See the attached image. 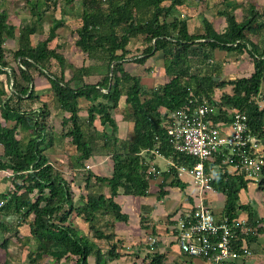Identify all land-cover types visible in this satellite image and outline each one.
<instances>
[{
  "label": "trees",
  "instance_id": "trees-1",
  "mask_svg": "<svg viewBox=\"0 0 264 264\" xmlns=\"http://www.w3.org/2000/svg\"><path fill=\"white\" fill-rule=\"evenodd\" d=\"M185 1L82 0L76 47L87 54L90 60L102 64L107 74L97 83L84 84L78 88H73L72 82L83 81L85 77L91 76L95 66L81 67L70 81L47 74L52 60L64 65V56L50 49L49 41L32 45L31 36L37 32L34 26H24L20 31L19 48L15 52L18 72L10 68L5 59L4 46L6 39L16 37L17 28L10 23L7 11L0 12V76L5 74L9 81H13L10 93L0 86V117L5 122V125L0 122V145L3 148L0 172L10 175L13 187L0 193V202H3L0 207V229L4 233H12L11 218H15L20 226L33 216L31 228L35 231L37 247L29 252L26 264H41L44 258L56 263L65 259L74 264H90L92 256L96 264H108L102 249L69 224L73 213L83 218L95 237L110 244L108 255L111 260L120 258L118 244L122 241L117 240L115 233L107 234L99 230L96 227L97 216L109 213L117 222H130V216L123 212L116 198L121 195L149 196L156 172L150 170L148 159L154 161L156 156L171 162L170 169L162 174L158 200L168 195V187L185 191L188 184L179 176L178 167L193 166L196 160L173 149L165 119L169 112L182 108L190 99L199 103L207 100L219 108L225 106L245 112L252 132L264 139V108L256 100L264 86V42L257 44L248 34L251 24L262 17L264 9L260 13L257 6H250L242 21L235 15L236 8L219 11V16L225 18L227 23L223 31L216 30L204 20L206 33L195 34L190 30V19L179 14ZM67 2L70 4L73 0ZM57 5L58 0H36L31 6V14L42 19ZM260 29H264V23L260 24ZM55 30H51L52 37ZM139 37H143L144 49L137 56L129 45ZM197 44L206 50V60H211L216 50L247 53L252 60L253 72L247 77L221 82V87L230 85L232 92L222 95L220 102H215L213 96L218 85L216 76L193 72L190 52ZM158 53L163 55L169 80L145 90L141 78L128 72L125 65L128 61L145 65ZM32 70L48 78L58 107L69 114L63 119V125L69 127L66 136L71 138L80 153L74 167H85L84 163L95 155L92 139L88 138L84 123L96 131L97 120L102 126L109 125L112 128L111 133H101L103 147L113 161L111 176H96L90 172L86 178V187L94 179L98 184H108V196L90 192L83 204L75 205L70 183L48 161L43 149L48 132L47 104L37 110L22 106L26 101H38ZM123 97L130 108L126 120L133 124V136L129 140L118 137V123L112 115ZM80 99H86L89 103L86 122L81 117ZM213 171L215 179L212 185L217 192L225 195L223 215L234 220L239 218L242 211L247 213L248 233L239 232V236L254 251L253 246L258 245L259 238L264 235V218H259L251 205L241 203V191L247 189L250 183L241 176ZM259 185L264 188V179ZM146 223L147 218L141 216L139 224L142 230L149 228ZM8 243L9 240L5 239L0 248L8 251ZM241 246L242 242L239 241L236 245L239 256L243 255ZM167 260V253L154 251L148 253L141 264H167ZM3 264L12 263L7 259Z\"/></svg>",
  "mask_w": 264,
  "mask_h": 264
},
{
  "label": "rangeland",
  "instance_id": "rangeland-1",
  "mask_svg": "<svg viewBox=\"0 0 264 264\" xmlns=\"http://www.w3.org/2000/svg\"><path fill=\"white\" fill-rule=\"evenodd\" d=\"M35 2L36 0H0V12L3 10L7 11L9 13L10 23L17 28L16 37L14 39H6L4 46L5 59L8 62L9 67L18 72L19 65L18 60L15 57V52L19 48L20 31L24 26L28 25L34 26L37 31L36 34L31 36L32 45L35 46L39 42L49 41V48L56 50L59 54L64 56V65L61 66L58 61L52 60L48 65L47 74L57 76L59 79H64L65 81H70L73 76L78 74V70L81 67L95 66L91 76L85 77L83 81H73L71 86L73 88H78L84 84H94L100 81L103 76L107 74V69L101 67L102 64L99 62L90 60L87 54L83 53L76 47V41L78 39L77 29L81 26L80 17L83 10L82 0H73L70 4H68L67 0H58L57 7H52L42 19L31 14V6ZM252 5L257 6L259 12L263 13L264 0H186L185 4L180 7L179 14L190 19L189 24L192 33L205 34L206 29L204 20L210 22L216 30L223 31L227 26V23L225 18L219 16V11L236 8L235 15L240 21H242L245 19V15ZM262 23H264V13L262 17L258 18L256 22L251 24L248 33L250 39L257 44L264 42V29H260V24ZM54 28L56 29L55 35L52 37L51 30ZM129 48L133 51V54L138 56L144 49L143 37H139L137 40L133 39ZM205 52L206 50L201 48L198 44L192 48L190 59L193 72L201 75L214 74L216 76L218 85H216L213 98L215 102H220L222 95L232 92V87L230 85L221 87L220 83L249 76L253 72L252 60L247 53H228L219 50H216L213 53L211 60H206L204 57ZM125 68L132 75L141 78V83L145 90L162 85L169 80L164 69L162 53L156 54L149 59L145 65H139L133 61H128ZM8 72L10 73V70H8ZM31 74L34 77L33 87L35 95L38 96V101H26L22 106L25 109L37 110L41 109L43 104H47L49 117H47L48 132L46 142L45 145H43L44 153L47 156L48 161L54 166L55 171L70 183L75 205L83 204L90 192L109 194V185L98 184L94 179L91 185L86 187V178L90 172L96 176H111L113 161L111 155H109L108 151L103 147L101 133H111L112 128L109 125L102 126L99 120H97L95 125L98 131H96L88 128L87 124L84 123L87 136L89 139H92L95 155L91 160L84 163L85 167H74V163H78L80 153L72 144L71 138L66 136L69 127L63 125V119L69 116V114L65 113L58 107L48 78L36 70H32ZM12 82V80H8L7 75L4 74L0 76V86H4L7 93H10L12 90ZM256 100L263 108L264 86L261 94L256 97ZM80 106L82 109V120L86 122L88 118L87 109L89 103L86 99H80ZM216 106L218 107L217 104ZM129 112L130 108L126 104L125 97L121 99L119 107L112 111V115L116 119L119 127L118 137L122 140H129L133 136V124L126 120V116ZM0 122L5 125V122L1 117ZM9 126L11 127L13 124H9ZM0 154H3V148L1 145ZM148 162L151 165V171L156 172L158 169L161 172L160 174H157L156 179L151 181V187L149 190L150 195L148 198H150L149 202H153L156 200V190L158 185H160L163 180L162 174L170 169L171 162L162 156H157V160L155 161V165L158 167L152 164L153 160L148 159ZM9 176L10 175L6 172H0V193L7 192L13 188L12 180ZM182 178L186 181L185 183H187V181L191 183L193 182L191 178ZM189 185L188 191L190 192L191 184ZM259 186V184L257 186L250 184L247 189L241 191L240 200L242 201V204L251 205L256 210L259 218H264V188L262 189ZM167 189H173L172 191H174L178 188L168 187ZM178 191L180 192L181 190ZM206 197L209 196L207 195ZM167 205L168 203L166 206ZM216 205L217 204H212L214 209L219 211L220 208ZM179 210L180 208L177 211L175 210L176 212L174 211L173 214L177 215ZM144 215L146 214L144 213ZM1 219L2 217L0 216V220ZM10 221L12 233H4L0 229V242L3 243L5 239L9 240L8 251L0 248V264H3L7 259H9L12 264H26L29 252L37 247L36 238L34 236L35 231L31 228L33 216H30L28 220L21 223L20 226H18V221H16L15 218H11ZM115 223L116 221L109 213L99 214L96 219V227L99 230L105 231L107 234L114 232L116 229ZM69 224L79 230L82 235L88 236L90 240L95 242L102 249L106 254L108 264H141L143 260L147 258L148 253L157 251L159 243L162 242L161 239L158 238L156 232L153 235L152 233H147V237H145L144 234L143 239L142 235L139 236L140 238L137 237V229L136 231L133 230L131 232L129 227L127 228L123 224H119L117 227L119 232L117 234V240L120 239L122 241L121 244H118L120 258L111 260L108 255L110 244L105 240H100L95 237V234L90 231L89 225L82 217H78L76 213H73ZM120 225L122 227H120ZM174 232V228L170 230V237H174L175 240V235H173ZM261 240V242L264 243V238ZM156 244L157 247H155ZM169 244L175 245L176 243L174 241ZM151 248L153 250H151ZM253 248L254 251H252V254L255 256L254 264H264V252H262L261 249L263 248L264 251V245L259 243L258 246H253ZM257 249L260 254L257 253ZM89 262L90 264H96L95 257H90ZM192 263L193 262L191 261L189 264ZM242 263L243 262H240L239 264ZM41 264H74V262L63 259L60 263H56L52 259L44 258L41 261ZM167 264L171 263L168 262ZM175 264L187 263L184 261H175ZM246 264L250 263L246 261Z\"/></svg>",
  "mask_w": 264,
  "mask_h": 264
},
{
  "label": "built area",
  "instance_id": "built-area-1",
  "mask_svg": "<svg viewBox=\"0 0 264 264\" xmlns=\"http://www.w3.org/2000/svg\"><path fill=\"white\" fill-rule=\"evenodd\" d=\"M165 121L173 149L196 160L193 166L178 167L181 178L193 180L200 198L195 207L179 211L174 218L173 235L180 252L207 264H227L239 256L236 245L241 241L243 255H251L247 242L239 236V232L248 233L247 215L230 220L205 201L207 195L217 193L212 185L213 170L241 176L256 186L261 183L264 139L252 132L245 112L219 108L207 100L199 103L190 99L182 108L169 112ZM160 173L156 171V176Z\"/></svg>",
  "mask_w": 264,
  "mask_h": 264
},
{
  "label": "crops",
  "instance_id": "crops-1",
  "mask_svg": "<svg viewBox=\"0 0 264 264\" xmlns=\"http://www.w3.org/2000/svg\"><path fill=\"white\" fill-rule=\"evenodd\" d=\"M156 160H157V156L154 159L152 164L155 165ZM155 166H157V165H155ZM184 182H186V181H184ZM187 184H188V186H190L189 184H191L190 192L188 191V186L186 187L184 192H181V191L179 192L178 191V190H180L179 188L175 189L174 191H172L173 189H171V190L166 189L168 192V195H166L161 200H158V192H159V185H158V188L156 190L157 191L156 192V200H154L153 202H149V199H150V198H148L149 196L148 197L119 196L118 199H116V200L122 206L123 212L127 213L130 216V222L128 224H126L123 222H117L116 221V223H115L116 229L114 230L113 233H115L116 235L119 233L118 229H117L119 224H121V225L123 224L127 228L129 227L131 232L133 230L136 231V229H137V232H136L138 234L137 237H139L141 235L143 236L144 234H145V237H147L146 236L147 233L148 234L152 233V235H153L156 232L158 234V238L161 239V241H162L159 243V247L157 249V252L168 254L167 263L169 262L171 264L172 263L175 264V261H184L185 263L189 264L192 261L193 262L192 264H204L203 262H201L199 260H191L187 256L183 255L180 252L177 244H175V245L169 244V243H173L175 241L174 237H170V230L173 229L175 226L174 218H175L176 214L173 215V212L175 210L177 211L179 208H180L179 211L192 208L193 203H194V205L197 204L199 202V199H200V198H197V196H196L198 194V192H197L198 189H196L193 182L191 183V182L187 181ZM106 185H108V184H106ZM104 194L108 196L110 193L109 194L104 193ZM198 196H199V194H198ZM208 196L209 197L206 198L205 203L207 205H210V206H212V204H217L216 206H218V208H220L219 211H217V212H222L223 207H224V203H225V195L217 192L216 194L213 193V194H209ZM119 200L122 202H120ZM167 203H168V205L166 206ZM241 203H242V201H241ZM132 211H133V214H132ZM144 213L146 215H144ZM142 215L147 218L146 225L148 227L150 226L147 230H142L140 228L139 223H140V219H141ZM246 215H247V213L244 211H242L240 213L241 217H245ZM170 216H172V217H170ZM121 225H120V227H122ZM263 236H261L259 238L258 245H259V243L261 245H264V243L261 242L262 241L261 239L264 238ZM117 238H118V236H117ZM143 239H144V236H143ZM0 243H2V242H0ZM258 245H256V246H258ZM261 249H262V252H264L263 248H261ZM258 251L259 250L257 249V253H258ZM258 254H260V253H258ZM254 259H255V256H253V254H251L249 256L242 255V256H238V257L233 258L228 264H239L240 262H243L242 264H246V261H248L250 264H254Z\"/></svg>",
  "mask_w": 264,
  "mask_h": 264
}]
</instances>
